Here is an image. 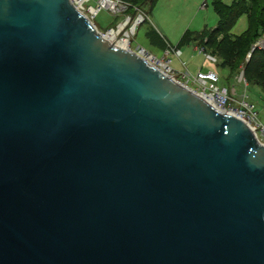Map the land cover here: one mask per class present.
<instances>
[{
	"label": "water",
	"instance_id": "water-1",
	"mask_svg": "<svg viewBox=\"0 0 264 264\" xmlns=\"http://www.w3.org/2000/svg\"><path fill=\"white\" fill-rule=\"evenodd\" d=\"M0 264H264V144L71 0H0Z\"/></svg>",
	"mask_w": 264,
	"mask_h": 264
},
{
	"label": "rangeland",
	"instance_id": "rangeland-1",
	"mask_svg": "<svg viewBox=\"0 0 264 264\" xmlns=\"http://www.w3.org/2000/svg\"><path fill=\"white\" fill-rule=\"evenodd\" d=\"M102 1L103 0L82 1L85 13L94 22L97 29L106 34L109 32V28L117 30L118 26L123 24L122 29L116 35L118 39H124L127 36L128 44L131 48L142 46L145 50L152 52L159 58L164 56L166 52L165 47H168L167 45L163 46L157 40H154V35L156 36L157 31L160 29V26L157 23L159 18H165L172 21V28L177 32H179L180 28H183V30H200L205 26L211 28L218 22V16L213 9L211 0H153L150 10L148 9V6L150 5L148 0L145 4L144 10L135 6L136 3L132 2V0H108L111 1L113 5L108 2L101 3ZM138 1L139 0H137V2ZM223 1L230 3L232 0ZM248 1L249 0H246V2ZM95 8L98 9L97 12ZM90 10H95L96 13H92ZM252 10L253 24V22H256L255 19H257V17H255L256 15L253 14L254 12L258 13V16L264 17V0H255ZM139 13L143 15L144 20L142 19L139 23H136L135 29H131V26ZM247 27V16L246 14H241L237 17L230 32L231 34H239ZM247 31V35L252 33V25ZM126 32L128 35H126ZM112 41L117 43L116 40ZM170 41L173 42V40ZM253 43L258 44L254 51H251L252 45L249 48L248 43H244L243 45H240L237 54L233 55L230 51L227 52L224 50L221 54L222 57L217 53L214 46L207 49L209 56H206L205 53L201 51H195L194 56H192L193 54L191 55V52L193 51L191 44L180 46L182 54H178L169 49V53L167 52L165 56L171 59L170 66L172 68L190 73L191 71L195 73L198 62L205 59L209 63V67L214 69L213 71H217L219 74L218 83L220 85L224 84L236 87V95L232 100L233 102H235V99L239 98L242 94L247 99L254 101L257 110V119L264 125V31L257 35L256 40ZM198 46L201 47V45ZM211 57H216L217 61H214ZM183 60H185L184 63L187 68L182 63ZM243 64L253 66V70L247 74L251 77L248 84H243L242 82V79H245ZM172 75L180 81L190 85L196 91L200 90V86L196 80L188 78L176 71H174ZM231 75L232 78L231 81H229L228 78ZM224 78L226 80L223 81Z\"/></svg>",
	"mask_w": 264,
	"mask_h": 264
},
{
	"label": "trees",
	"instance_id": "trees-1",
	"mask_svg": "<svg viewBox=\"0 0 264 264\" xmlns=\"http://www.w3.org/2000/svg\"><path fill=\"white\" fill-rule=\"evenodd\" d=\"M148 1L150 2V5L148 6V9L150 10L153 0ZM132 2L136 3L135 6L144 10L147 0H139L138 2L137 0H132ZM211 3L218 16L217 24L211 28L205 26L197 31L186 29L181 36V42H195L196 44L201 45L205 52H208L207 49L214 46L217 53L222 57L221 54L224 50L227 52L230 51L233 55L237 54L240 45H243L244 43H248V47L250 48L252 43L256 40L257 35L264 31V17L258 16V13H253L256 15L255 17H257V19H255L256 22H253L252 24V7L255 0H249L248 2H246V0H232L230 3H226L223 0H211ZM241 14H246L248 27L242 33L231 34L230 29L235 23L237 17ZM251 25L253 31L251 34L247 35V30ZM254 49L251 51H254ZM252 67V65L243 64L244 77L247 84L249 83V80H251V77L247 74L253 70ZM231 78L232 75L229 76L228 80L231 81Z\"/></svg>",
	"mask_w": 264,
	"mask_h": 264
},
{
	"label": "built area",
	"instance_id": "built-area-1",
	"mask_svg": "<svg viewBox=\"0 0 264 264\" xmlns=\"http://www.w3.org/2000/svg\"><path fill=\"white\" fill-rule=\"evenodd\" d=\"M71 1L83 12H85L82 3V1L84 0H71ZM90 11L92 12V10ZM140 21H138V23ZM132 49L137 51L139 54H141L143 57H145L152 63L164 68L166 71L170 72L171 74L174 72V69L170 66V58H167V56H165V54L168 51L165 52L164 56L159 58L154 54H152L151 52L145 50V48L142 46H138ZM182 75H185L188 78H192L193 80H196V82L200 86L199 88L200 90L197 91L202 96L211 97L216 101V103L221 105L226 111L231 112L236 116L244 119L253 130L257 139L264 144V125L257 119V110L255 103L253 101L247 99L242 94L239 98L235 99V102H233L232 100L235 98L234 94L232 93V91H230V88L227 85L224 84L220 85L218 83L219 75L217 72L213 70L199 69L192 76H190V74H188L187 72H184Z\"/></svg>",
	"mask_w": 264,
	"mask_h": 264
},
{
	"label": "crops",
	"instance_id": "crops-1",
	"mask_svg": "<svg viewBox=\"0 0 264 264\" xmlns=\"http://www.w3.org/2000/svg\"><path fill=\"white\" fill-rule=\"evenodd\" d=\"M157 23L160 26V29L157 31V35L156 36L154 35V40H157L163 46L167 45L168 47H165V49H166L165 51H168V53H169V49H171L172 51H175L178 54H182V49H180V46L191 44L192 45V51H193V52H191V55L193 54L192 56H194L195 51H201V52L205 53L206 56H208V53L204 51L203 47L202 46L199 47L195 42H187V43L181 42V36L186 29L183 30V28L182 29L180 28L179 32H177L175 29L172 28V21L167 20L165 18H159L157 20ZM182 30H183V32H182ZM192 30H194V29H192ZM194 31H197V30H194ZM170 40H173V42H171ZM211 59H213L214 61H217L216 57H211ZM184 62H185V60L182 61V63L185 65ZM208 64L209 63L205 59H202L200 62H198V65L196 68H197V70H199V69H201V70H214L211 67H209ZM185 67L187 68L186 65H185ZM173 69L177 73H181V74L186 72V71L177 70L175 68H173ZM197 70H196V72H197ZM187 73L189 74L190 72H187ZM195 73L193 71H191L190 76L194 75ZM240 78H241V76H240ZM224 80H226V79L224 78L223 81ZM242 82H243V84H247L246 83L247 81L244 78L242 79ZM229 88H230V91H232V93L235 96L236 95V87L235 86H229Z\"/></svg>",
	"mask_w": 264,
	"mask_h": 264
},
{
	"label": "bare ground",
	"instance_id": "bare-ground-1",
	"mask_svg": "<svg viewBox=\"0 0 264 264\" xmlns=\"http://www.w3.org/2000/svg\"><path fill=\"white\" fill-rule=\"evenodd\" d=\"M84 2V1H83ZM106 3V2H108V3H110L111 5H113V3L111 2V1H108V0H103L101 3ZM96 9V8H95ZM92 12H95V10H92ZM96 12H97V9H96ZM141 20V17L140 16H138L135 20H134V22H133V24H132V26H131V29H134V27L136 26V23H138V21H140ZM122 25L123 24H120L119 26H118V29L117 30H112V29H109L107 32L108 33H106L105 35H106V37L109 39V40H116L117 41V43L118 44H120V45H122V46H126V45H128V39H127V36H126V38H124V39H118L117 37H116V35L118 34V32L122 29ZM126 35H128L127 33H126ZM204 97V96H203ZM205 98L208 100V101H210L212 104H214L217 108H220V109H223V110H225L221 105H219L218 103H216V101L214 100V99H212L211 97H207V96H205Z\"/></svg>",
	"mask_w": 264,
	"mask_h": 264
}]
</instances>
